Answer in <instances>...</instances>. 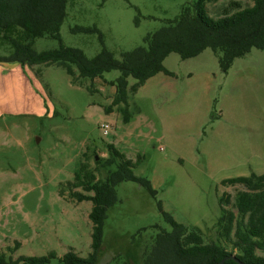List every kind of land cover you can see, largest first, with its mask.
Returning <instances> with one entry per match:
<instances>
[{"label": "rangeland", "instance_id": "obj_1", "mask_svg": "<svg viewBox=\"0 0 264 264\" xmlns=\"http://www.w3.org/2000/svg\"><path fill=\"white\" fill-rule=\"evenodd\" d=\"M186 1L70 0L61 39L92 58L101 49L98 35L72 29L96 25L120 59L122 52L143 45L147 33L177 16ZM233 2L243 8L253 4L211 1L208 12L218 18ZM58 46L53 38L35 42L39 52ZM164 65L174 75L158 73L130 94L132 117L125 122L117 107L106 111L115 87L101 79L91 93L73 85L58 65L0 63V72L8 75L0 81L2 105L9 97L8 107L0 108V254L16 259L54 251L62 257L71 250L87 257L92 203L73 198L71 192L81 189L68 183L82 166L98 179L106 178L115 169L107 165L110 144L135 163L134 173L148 179L158 194L153 198L131 181L117 185L119 201L108 212L98 264H113L119 254L141 264L143 241L134 234L147 228L145 240L155 235L152 226L170 229L158 201L177 222L199 228L206 241L217 240L219 199L237 213V194L246 190L223 181L264 174V51L252 49L226 73L211 49L187 60L172 53ZM119 75L112 71L106 78ZM52 264L60 263L55 259Z\"/></svg>", "mask_w": 264, "mask_h": 264}, {"label": "trees", "instance_id": "obj_2", "mask_svg": "<svg viewBox=\"0 0 264 264\" xmlns=\"http://www.w3.org/2000/svg\"><path fill=\"white\" fill-rule=\"evenodd\" d=\"M69 1L0 0V63L58 65L66 70L73 85L84 87L91 93H94L95 80L101 79L115 87L112 103L106 111L112 112L117 107L125 122L132 117L130 94L138 92L147 80L158 73L174 75L164 65L170 54L176 53L187 60L211 49L221 70L226 73L237 58L246 56L252 49L264 51V0H252L253 4L244 8L233 2L218 18L210 16L207 8L208 3L218 0H188L181 5L177 16L165 20L161 28L147 33L143 45L122 52L120 59L108 49L104 34L96 25L73 27L75 33L98 35L101 49L89 58L82 49L66 46L62 42L60 30L68 15ZM106 1L103 0L102 4ZM139 22L137 17L136 25ZM39 38L57 39L59 46L39 52L35 49ZM112 71H118L120 75L108 80L106 74ZM131 78L135 83L130 86ZM108 148L110 157L107 165H113L115 169L106 178L98 179L93 171L82 166L74 181L68 183L73 190L81 189L71 192L73 198L78 202L92 203L88 216L92 222V243L88 256L81 257L70 250L62 257L52 251L46 256L13 259L2 253L0 264H52L55 259L60 264H98L108 212L119 201L117 185L131 181L144 187L153 198L158 194L148 179L134 173L135 163L132 160L114 145L110 144ZM223 183L242 184L246 190L237 194V213L224 208L223 197L219 199L221 213L217 220L216 241H206L199 228L177 222L158 201V209L170 229L152 226L155 235L145 240L141 238L147 228L134 234L135 238L143 241L141 264H219L233 254L245 264H264V255L258 254V251L264 253V174L252 173L250 176L226 179ZM222 240L231 244L238 253L229 250ZM113 264L131 263L125 255L119 254L114 257ZM224 264L239 263L227 260Z\"/></svg>", "mask_w": 264, "mask_h": 264}, {"label": "crops", "instance_id": "obj_3", "mask_svg": "<svg viewBox=\"0 0 264 264\" xmlns=\"http://www.w3.org/2000/svg\"><path fill=\"white\" fill-rule=\"evenodd\" d=\"M3 78H8V75H5V74H3V72H0V81L3 79ZM9 79H11V81H10V83L9 84H11V83H13V79L12 78H9ZM4 83H8V81L6 80V82H4ZM8 90H6V92H7ZM8 94V93H7ZM9 98V97H8ZM8 98L6 99V101L4 102V105H2V103L0 102V108L1 109H5L4 107L7 105V107H8ZM27 103H28V101H27Z\"/></svg>", "mask_w": 264, "mask_h": 264}, {"label": "water", "instance_id": "obj_4", "mask_svg": "<svg viewBox=\"0 0 264 264\" xmlns=\"http://www.w3.org/2000/svg\"><path fill=\"white\" fill-rule=\"evenodd\" d=\"M227 260H234L236 262H238L239 264H245L244 262H242L241 260H239L235 254L231 255V256H228L226 258H224L223 260L220 261L219 264H224Z\"/></svg>", "mask_w": 264, "mask_h": 264}, {"label": "built area", "instance_id": "obj_5", "mask_svg": "<svg viewBox=\"0 0 264 264\" xmlns=\"http://www.w3.org/2000/svg\"><path fill=\"white\" fill-rule=\"evenodd\" d=\"M102 129H103L104 134H108L110 126L105 124V125L102 126Z\"/></svg>", "mask_w": 264, "mask_h": 264}]
</instances>
